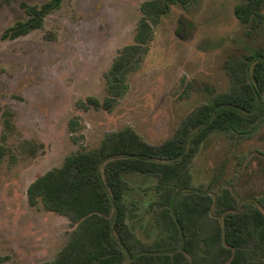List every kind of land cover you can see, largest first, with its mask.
<instances>
[{
	"label": "rangeland",
	"instance_id": "374dc122",
	"mask_svg": "<svg viewBox=\"0 0 264 264\" xmlns=\"http://www.w3.org/2000/svg\"><path fill=\"white\" fill-rule=\"evenodd\" d=\"M51 1L0 0V264H52L72 235L75 226L67 217L41 201L29 205L27 189L36 179L127 127L153 146L173 139L185 118L230 90L233 73L253 85V66L264 48V6L261 21L251 27L235 15L247 0L172 4L158 20L150 19L153 37L127 77L126 95L110 111L83 110L78 102L107 98L105 74L120 50L134 44L141 5L157 1L160 8L165 0H63L41 28L2 38L29 19L22 3L41 8ZM255 114L256 123L240 134L210 135L191 160L190 193L212 201L209 216L196 226L199 239L223 226L230 213L257 208L264 214V93ZM125 180L133 242L159 241L165 230L156 220L157 178L133 173ZM227 193L236 207L223 213L215 202ZM179 245L174 243L180 251ZM141 250L146 249L137 246L134 254ZM124 252L123 264H131L132 255ZM202 258L187 257L182 264L210 259Z\"/></svg>",
	"mask_w": 264,
	"mask_h": 264
},
{
	"label": "trees",
	"instance_id": "16d2710c",
	"mask_svg": "<svg viewBox=\"0 0 264 264\" xmlns=\"http://www.w3.org/2000/svg\"><path fill=\"white\" fill-rule=\"evenodd\" d=\"M62 1L52 0L41 8L22 3L29 19L17 22L2 38L14 40L41 28L44 16L59 8ZM196 1L165 0L160 8L155 7L157 1L144 2L134 44L120 50L105 74L107 98L100 102L90 97L78 102L77 107L110 111L126 95L127 77L138 69L145 52L143 46L153 37L150 19L158 20L172 4L187 7ZM263 6L264 0H247L236 7L235 15L242 24L253 27L261 21ZM257 56L252 70L253 85L233 73L230 90L216 94L210 104L185 118L173 139L153 146L127 127L106 135L92 151L67 156L59 168L48 171L28 187L30 206L41 201L48 211L67 217L75 226L67 245L52 264H123L124 250L132 255L131 264H182L187 257L195 261L203 255L210 257L204 258L207 264H264V214L257 208L245 214H228L224 225L218 226L212 235L198 238L196 226L209 216L212 201L207 196L190 193L189 170L192 158L210 135L233 136L256 123L255 111L264 93V48L258 50ZM69 127L75 129L72 122ZM1 150L0 146V156ZM133 173L157 178L156 220L165 234L150 245L133 242L126 224L125 176ZM215 206L227 213L235 211L236 203L227 193L217 197ZM177 241L180 251L174 246ZM208 245L211 250H204L203 255L197 253ZM137 246L146 250L135 255Z\"/></svg>",
	"mask_w": 264,
	"mask_h": 264
},
{
	"label": "flooded vegetation",
	"instance_id": "af4514ba",
	"mask_svg": "<svg viewBox=\"0 0 264 264\" xmlns=\"http://www.w3.org/2000/svg\"><path fill=\"white\" fill-rule=\"evenodd\" d=\"M21 6H22V4H21ZM15 24H16V23H15ZM117 57H118V56H117ZM117 57H116V58H117ZM116 58H115V59H116ZM115 59H114V60H115ZM113 62H114V61H113ZM112 65H113V63H112ZM112 65H111V67H112ZM110 69H111V68H110ZM2 155H3V154H2ZM2 155L0 156V158L2 157Z\"/></svg>",
	"mask_w": 264,
	"mask_h": 264
}]
</instances>
